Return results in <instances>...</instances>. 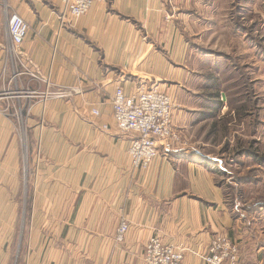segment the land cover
<instances>
[{"label": "crops", "instance_id": "crops-1", "mask_svg": "<svg viewBox=\"0 0 264 264\" xmlns=\"http://www.w3.org/2000/svg\"><path fill=\"white\" fill-rule=\"evenodd\" d=\"M206 5L215 11V0ZM193 6L95 0L76 19L61 0H0V264H144L153 235L183 247L185 264H207L219 233L237 243L236 264H264V244L230 207L204 151L203 75L190 68L183 34ZM13 11L30 26L18 56L9 51ZM118 85L170 94L174 130L190 146L134 167L132 136L113 119Z\"/></svg>", "mask_w": 264, "mask_h": 264}, {"label": "rangeland", "instance_id": "rangeland-1", "mask_svg": "<svg viewBox=\"0 0 264 264\" xmlns=\"http://www.w3.org/2000/svg\"><path fill=\"white\" fill-rule=\"evenodd\" d=\"M209 1L193 0L182 26L210 121L207 145L197 146L212 154L230 207L264 244V0H215L207 12Z\"/></svg>", "mask_w": 264, "mask_h": 264}, {"label": "built area", "instance_id": "built-area-1", "mask_svg": "<svg viewBox=\"0 0 264 264\" xmlns=\"http://www.w3.org/2000/svg\"><path fill=\"white\" fill-rule=\"evenodd\" d=\"M95 0H61L63 11L73 18L83 16ZM30 26L18 13L7 17V32L10 40L9 51L18 56ZM66 91H57L56 97L66 96ZM113 119L121 133H130L131 143L128 155L136 168H147L161 152L167 154L184 146L182 137L174 130L172 109L175 106L172 96L156 85H140L129 94L118 85L112 96ZM92 113L98 111L93 109ZM128 230L125 219L116 228L115 239L124 240ZM184 248L163 242L158 235L149 238L144 254V264H185ZM203 260L209 264H236L237 244L225 234H216L210 240L208 253Z\"/></svg>", "mask_w": 264, "mask_h": 264}]
</instances>
